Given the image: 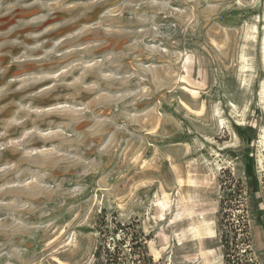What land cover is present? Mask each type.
<instances>
[{
  "label": "rangeland",
  "instance_id": "rangeland-1",
  "mask_svg": "<svg viewBox=\"0 0 264 264\" xmlns=\"http://www.w3.org/2000/svg\"><path fill=\"white\" fill-rule=\"evenodd\" d=\"M231 180L264 264V0H0V264H226Z\"/></svg>",
  "mask_w": 264,
  "mask_h": 264
},
{
  "label": "trees",
  "instance_id": "trees-1",
  "mask_svg": "<svg viewBox=\"0 0 264 264\" xmlns=\"http://www.w3.org/2000/svg\"><path fill=\"white\" fill-rule=\"evenodd\" d=\"M252 180L257 183L255 178ZM224 186L230 190L227 198L221 201L220 211L226 264H259L252 249L248 215H235L226 211V207L232 209V201H237L242 192L238 188L232 190V180ZM97 233L99 244L95 252L96 264H163L155 262L150 255L148 242L151 238L143 232L138 221L123 223L116 214L109 217L104 210L97 222Z\"/></svg>",
  "mask_w": 264,
  "mask_h": 264
}]
</instances>
